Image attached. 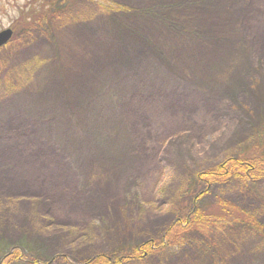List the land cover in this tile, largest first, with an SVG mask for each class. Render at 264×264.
Returning <instances> with one entry per match:
<instances>
[{
  "label": "rangeland",
  "instance_id": "rangeland-1",
  "mask_svg": "<svg viewBox=\"0 0 264 264\" xmlns=\"http://www.w3.org/2000/svg\"><path fill=\"white\" fill-rule=\"evenodd\" d=\"M47 1L0 0V264H264V175L204 184L264 169V0H54L18 33Z\"/></svg>",
  "mask_w": 264,
  "mask_h": 264
},
{
  "label": "trees",
  "instance_id": "trees-1",
  "mask_svg": "<svg viewBox=\"0 0 264 264\" xmlns=\"http://www.w3.org/2000/svg\"><path fill=\"white\" fill-rule=\"evenodd\" d=\"M54 3H55L54 0H49V1L45 2V4H41L39 7H37V9L41 10L40 12H36V9H35V12H33L32 11L33 8L29 12L27 11L26 13H24V11H23L21 13L20 19L18 20V22L16 24L17 28H18V25L21 26L20 28H18L19 30H17V32L21 34L27 28L36 27L37 25L42 23L44 20V16H43V10L44 9H45L44 11H47V12L51 11L52 15H56V12L60 11V10L55 8V6H53ZM113 5L115 6V8H118L115 3ZM16 26L14 27L15 31L17 29ZM250 160L251 159H247V157H241L238 159L237 158L226 159L225 161L220 163L214 169L207 171V173H206L207 179L204 180L205 181L204 184L206 186L211 187V185H213V184H217V183L220 184V183H222L225 180L230 178V179H235L236 181H238V183L240 185L243 186L244 184H246L249 181H254V180L258 179L259 177L264 175V173H263L264 169L261 168L262 170L261 169L259 170V168H256V167H258L256 165L260 161L259 162H253ZM259 172H261V173H259ZM206 192H207L206 189L201 190L200 193H198V195L196 196V198H198V196H200V195H201L200 197H202L203 194H205ZM198 202H199V200L197 201V203ZM221 204H222V206H221ZM193 207L194 208L191 211V215L189 216V217H191L190 221L192 220L193 224L190 221H188L187 219H184L183 224H185V225H186V223L192 224V228H195L194 225L199 224V222H197V221H200V219H202V217H205V214L203 212H201L198 208H196L197 204ZM231 207L232 206L229 204H228V206L224 207L223 203H219L220 212H221V214H223V216H224L223 219L226 222L234 221L235 223H240L243 221V222H246L247 224L254 225V226L258 227L259 230H262V228L256 224V221L254 220L253 216L247 215V214L243 213L241 210L239 212H236V210H234ZM185 220H187V221H185ZM188 230L189 229L177 230V231H180V235H178L175 230L169 229L167 236L169 239L170 238H172V239L182 238V236L185 234V232H183V231H188ZM160 246H161L160 243H158V244L151 243L148 245L147 244L142 245V246H139L137 248L131 249L129 256H131L130 258H135L137 256V251H138V253H140L142 255H144L145 253H149V252L152 253V252L158 250L156 248H158ZM122 258H124V257H122ZM107 262H109L107 257L106 258L101 257L96 261H90V262H87L86 264H92V263H94V264H107Z\"/></svg>",
  "mask_w": 264,
  "mask_h": 264
},
{
  "label": "bare ground",
  "instance_id": "bare-ground-1",
  "mask_svg": "<svg viewBox=\"0 0 264 264\" xmlns=\"http://www.w3.org/2000/svg\"><path fill=\"white\" fill-rule=\"evenodd\" d=\"M98 66H100V65H98ZM155 116V122H156V124L158 123V117H157V114L156 115H154ZM164 120H165V117L163 118ZM157 127H158V125H156ZM23 161H25V160H23ZM21 163H23V162H21ZM25 164H28V165H30L31 166V164H33L34 163V161L33 160H28V161H26V162H24ZM38 167H41V162H39V165H38ZM37 168V167H36ZM55 172H57V171H55ZM52 174H55V173H53V172H51ZM35 179H36V177H34ZM24 183H25V185H27L28 187H35V188H37V185L39 184V182H38V180H33V179H31V180H28V181H24Z\"/></svg>",
  "mask_w": 264,
  "mask_h": 264
},
{
  "label": "water",
  "instance_id": "water-1",
  "mask_svg": "<svg viewBox=\"0 0 264 264\" xmlns=\"http://www.w3.org/2000/svg\"><path fill=\"white\" fill-rule=\"evenodd\" d=\"M13 31L11 29H5L0 31V48L5 46L12 38Z\"/></svg>",
  "mask_w": 264,
  "mask_h": 264
}]
</instances>
